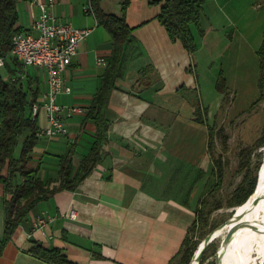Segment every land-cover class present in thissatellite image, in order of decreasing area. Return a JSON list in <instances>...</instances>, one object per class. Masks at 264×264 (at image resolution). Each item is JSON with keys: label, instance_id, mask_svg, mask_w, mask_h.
<instances>
[{"label": "crops", "instance_id": "0c3cea01", "mask_svg": "<svg viewBox=\"0 0 264 264\" xmlns=\"http://www.w3.org/2000/svg\"><path fill=\"white\" fill-rule=\"evenodd\" d=\"M47 1L18 0L16 26L31 29L41 12L39 2ZM123 1L103 0V8L120 14ZM88 2L55 0L52 8L60 22L93 30L64 73L72 91L59 99L81 111L66 118L67 135L38 136L27 164L38 168L45 180L57 178L59 156L71 146L77 167L95 137L96 125L87 113L101 85L113 39L96 14L85 10ZM160 9L148 0H131L128 6L126 20L143 52L140 59L128 63L105 108L110 125L102 159L75 190H57L28 213L3 248L0 264H53L30 251L34 241L45 248H60L73 264H172L177 258L196 218L197 191L203 180L191 177L190 169L204 168L201 161H190L191 135L176 116L184 92L197 83L193 56L181 41L171 39L158 19ZM15 59L10 53V66H16ZM25 72L24 85L37 92L35 103H40L48 89L46 72L36 67ZM37 123L39 129L49 125L43 107ZM22 142L16 148L17 157ZM8 173L6 167L3 175ZM15 180L21 182L22 177L17 174ZM10 198L0 182V243L5 230L4 200ZM71 210L76 217L69 216ZM45 211L56 219L45 229L33 230L34 218Z\"/></svg>", "mask_w": 264, "mask_h": 264}, {"label": "rangeland", "instance_id": "374dc122", "mask_svg": "<svg viewBox=\"0 0 264 264\" xmlns=\"http://www.w3.org/2000/svg\"><path fill=\"white\" fill-rule=\"evenodd\" d=\"M200 22L205 35L193 29L197 83L184 92L176 114L191 135L190 161H201L204 168L190 169L191 177L203 179L197 209L204 202L207 218L192 234L197 244L233 215L232 194L242 183L248 187L257 182L264 162V81L260 87L258 56L264 38V0H204ZM221 76L224 92L217 88ZM199 107L205 124L196 120ZM214 167H222L221 178ZM222 237L209 244L199 264H215ZM172 264H181L180 257Z\"/></svg>", "mask_w": 264, "mask_h": 264}, {"label": "trees", "instance_id": "16d2710c", "mask_svg": "<svg viewBox=\"0 0 264 264\" xmlns=\"http://www.w3.org/2000/svg\"><path fill=\"white\" fill-rule=\"evenodd\" d=\"M130 1L124 0L121 13L115 14L103 8V0H89L98 23L108 29L113 39L112 52L101 76V85L87 113V118L94 121L96 125L95 137L89 151L82 157L77 167L73 165L75 151L71 146L67 153L59 156L57 178L45 180L38 175V168L27 165L38 140L37 132L40 130L37 116L32 115V106L36 102L37 92H32L28 85H24L23 79L17 76L18 71L24 69L22 64L17 59L14 61L16 63L14 67L8 63L12 37L16 32L23 30L16 26L18 0H0V57L5 59L4 72L0 70V182L4 183L5 192L11 195L10 199L4 200L6 218L4 235L0 243V255L18 225L40 201L57 190H75L102 159L103 148L108 142L110 125L105 108L128 63L140 57L143 52L140 42L134 35V28L126 20ZM148 2L152 5H160L159 21L165 26L171 39L181 41L194 57L198 47L193 29L196 28L202 36L205 35V29L201 27L200 22L204 0H148ZM258 56L261 71L259 86L261 87L264 81V38L259 47ZM6 75L7 79H5ZM15 77L17 78L13 80ZM224 81L221 76L217 82V88L222 92L226 90ZM196 114V120L205 124L200 107L196 110ZM21 138L23 139L21 154L17 157L15 151ZM6 167L9 171L7 176L3 175ZM214 171L216 175L222 177V167H214ZM17 174L22 177L21 182L15 180ZM54 181H59L58 185L51 186ZM256 183L254 181L248 187L245 183L240 184L232 194L230 205L238 206L247 201L254 192ZM203 203L200 201L196 218L189 227L177 256V258L180 257L181 264H189L201 243L200 241L197 244L192 234L203 221H207ZM33 243L30 251L34 255L53 264H73L60 248H45L37 241Z\"/></svg>", "mask_w": 264, "mask_h": 264}, {"label": "built area", "instance_id": "2783aa9c", "mask_svg": "<svg viewBox=\"0 0 264 264\" xmlns=\"http://www.w3.org/2000/svg\"><path fill=\"white\" fill-rule=\"evenodd\" d=\"M54 4L55 0L39 2L41 12L38 19L31 29L21 30L13 35L11 49V54L24 67L18 71V77L23 79L28 67L40 68L46 72L48 89L41 102L33 104L32 115L37 116L40 108H45L49 125L40 129L37 135L49 137L67 135L69 128L66 118L81 111L80 107L64 105L59 99L72 91L71 86L66 83L64 73L77 54L80 43L93 30L90 27L78 28L72 23L60 22L52 12ZM89 5L88 2L85 6L87 12ZM99 61L104 62L105 59L100 58ZM4 65L5 59L0 57V69ZM69 216L76 217L75 211L71 210ZM55 219L56 216L48 211L42 212L34 218L33 230L45 229Z\"/></svg>", "mask_w": 264, "mask_h": 264}, {"label": "bare ground", "instance_id": "6f19581e", "mask_svg": "<svg viewBox=\"0 0 264 264\" xmlns=\"http://www.w3.org/2000/svg\"><path fill=\"white\" fill-rule=\"evenodd\" d=\"M89 12L94 14V9L91 5L88 7V13ZM260 173L261 179L259 183V190L253 192L249 196L248 201L236 206L239 211L245 210L246 212V215L241 216L240 220L257 216L261 206V213L264 215V199H261L258 205H256L255 201L258 196L263 197L264 194V162ZM232 216L226 222L217 227L213 232H211L208 237H205L201 241L196 251L197 254H199L200 250L203 248L206 240L212 238L213 236L214 239H216L227 232L228 228L233 225L232 223L234 222V217ZM253 252H255V254H253ZM195 264H197L196 258ZM225 264H264V225H260V227H254L251 229L247 228L240 230L236 234L235 239L232 241L227 251Z\"/></svg>", "mask_w": 264, "mask_h": 264}, {"label": "water", "instance_id": "95a60500", "mask_svg": "<svg viewBox=\"0 0 264 264\" xmlns=\"http://www.w3.org/2000/svg\"><path fill=\"white\" fill-rule=\"evenodd\" d=\"M260 172H261V169L258 173L257 183L255 186L254 192L259 190V183H260V179H261V173ZM261 199H264V194H263V197L258 196L255 199L256 205H258L260 203ZM248 200H249V198L247 199V201ZM261 210H262V206L260 207V210H259L257 216H255L253 218H245V219L240 220L241 216L246 215L245 210L239 211L236 207L233 208V216L232 217H234V220H233L234 222L232 223L233 225H231L228 228L227 232L222 237L220 246L216 252L215 264H225V257H226L227 251H228L232 241L235 239L236 234L240 230L247 229V228L251 229L254 227H260V225H264V215L261 213ZM238 218H239V220H238ZM213 239H214V236L212 238H209L208 240H206V242H205L203 248L200 250L199 254H197L196 251L194 252L189 264H192L195 256H196L195 258L197 260V264L200 263L206 248L213 241Z\"/></svg>", "mask_w": 264, "mask_h": 264}]
</instances>
